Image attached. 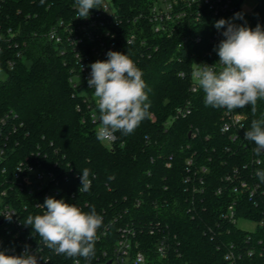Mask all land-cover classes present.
Listing matches in <instances>:
<instances>
[{"label": "trees", "instance_id": "trees-1", "mask_svg": "<svg viewBox=\"0 0 264 264\" xmlns=\"http://www.w3.org/2000/svg\"><path fill=\"white\" fill-rule=\"evenodd\" d=\"M113 1L128 16L141 7L143 0ZM71 13L72 0H45L43 5L40 0H0V68L4 72L0 77V130L7 148L5 163L12 166L29 159L55 170L61 177L58 199L83 211L95 206L103 218L120 212L136 222L166 221L180 240L185 264H226L216 240L203 231L206 224L214 223L220 205L231 197L227 190L223 195L216 191L225 185L224 176L234 168L247 178L252 173L260 182L256 194L259 208L253 210V200L245 197L239 214L258 217L264 209V182L256 173L264 171V163L256 160L264 161V153L257 157L251 141L228 138L221 128L225 109L204 105L202 90H191L189 70L193 59L201 62L218 58L214 48L224 39L225 29H216L215 23L221 18L228 20L242 13L243 19H234L233 23L264 28V0H257L249 12L241 8L221 15L204 12L202 23L182 25L173 36L160 39L161 48L137 63L151 89V118L131 135L117 132L111 144L100 143L96 126L83 120V112L77 107L81 99L69 82L68 66L58 45L45 35ZM128 25L125 22L122 29L128 31ZM184 34L200 39L190 38L178 47ZM182 70L185 76L179 74ZM186 105L190 112L178 114V109ZM235 111L246 114V132L253 119L264 116V101L257 102L255 114L250 106ZM204 166L208 169L205 172ZM84 168L90 169L91 188L79 192ZM23 199L27 201L28 197ZM138 201L140 204H136ZM26 213L43 212L30 206ZM245 234L230 225L225 238ZM56 256L62 262L72 260ZM261 261L254 256L245 263Z\"/></svg>", "mask_w": 264, "mask_h": 264}, {"label": "built area", "instance_id": "built-area-1", "mask_svg": "<svg viewBox=\"0 0 264 264\" xmlns=\"http://www.w3.org/2000/svg\"><path fill=\"white\" fill-rule=\"evenodd\" d=\"M242 1L143 0L141 7L133 15L127 16L119 11L113 0H104L107 12L92 9L89 17L83 19L78 18L75 0H72L71 16L60 19L45 35L49 41L58 45L68 66L69 82L75 95L81 99V103L77 105L78 110H82L83 120L87 119L96 126V131L100 124L99 111L94 89H90L87 83L91 72L88 66L91 63L106 60L107 52L112 50L128 54L137 65L141 59L150 57L161 48L160 39L173 36L180 26L202 23L205 21L204 12L221 15L242 9ZM125 22L129 24L128 31L122 29ZM190 38L196 41L200 39L199 36L184 34L178 47ZM127 41L131 43L127 44ZM218 60L219 57L214 61L196 62L193 59L189 70L192 91H197L192 78V72L197 65H213ZM179 74L185 76L186 72L182 70ZM189 112L188 105L177 111L183 115ZM245 119L244 112L224 110L222 131L232 141L241 139L244 142ZM4 142L0 130V214L14 215L11 221L0 215V250L21 255L28 246L30 253L37 254L39 264H73V260L62 262L56 259V254L43 245L38 234L24 224L28 216L26 211H29L30 206L43 212L44 209L38 206L44 203L46 197L59 198L62 189L61 177L55 170L38 161L26 159L12 166L7 165L5 161L8 155ZM202 170L205 172L208 169L204 166ZM250 176H243L239 168H234L232 173L224 176L226 183L216 193L223 195L227 190L231 197L220 205L214 223L206 224L203 230L216 240V247L222 252L226 264H264V209L258 217L239 214L245 197L253 200V210L259 208L256 194L260 192V182L254 179L252 173ZM24 196L28 197V202L23 199ZM127 215L114 212L109 218H103V227L99 230V239L96 241L98 250L90 261L80 258L81 264L186 263L181 257L180 240L175 232H171L166 221L149 219L136 222L131 217L125 218ZM240 219L253 221L255 226L251 230L243 229L238 226ZM230 225L246 231L245 236L226 239L225 233L229 231ZM254 256H258L261 263H245L247 258L252 259Z\"/></svg>", "mask_w": 264, "mask_h": 264}, {"label": "clouds", "instance_id": "clouds-1", "mask_svg": "<svg viewBox=\"0 0 264 264\" xmlns=\"http://www.w3.org/2000/svg\"><path fill=\"white\" fill-rule=\"evenodd\" d=\"M44 2L40 0L41 5ZM75 6L78 18L83 19L89 17L92 9L107 12L104 0H75ZM234 19H243V14L236 13L231 19L221 18L215 23L216 29H225L224 39L214 48L219 60L213 65L196 64L192 78L204 94L206 107L233 112L250 106L255 114L257 102L264 101V28L259 24L255 28L246 23L237 25ZM106 55V60L88 66L91 72L87 81L89 88L94 89L100 121L95 135L102 144L113 142L117 132L123 136L133 134L145 119L151 118L148 99L151 89L142 70L128 54L109 50ZM244 138L255 145V156L264 153V116L251 121ZM90 175V169L82 170L79 192L90 190ZM256 175L264 182V171L257 170ZM38 207L44 209L43 213L28 215L24 224L38 234L47 249L72 259L73 264H81L80 258L90 261L94 257L99 230L103 227V216L95 206L83 211L63 199L46 197ZM0 215L11 221L14 213ZM0 264H39V261L37 254L30 253L26 246L21 255L0 250Z\"/></svg>", "mask_w": 264, "mask_h": 264}, {"label": "rangeland", "instance_id": "rangeland-1", "mask_svg": "<svg viewBox=\"0 0 264 264\" xmlns=\"http://www.w3.org/2000/svg\"><path fill=\"white\" fill-rule=\"evenodd\" d=\"M256 2H257V0H243L242 4H241L242 9L245 10L246 12H249L255 7ZM3 76H4V72L0 68V77H3ZM238 226L243 228V229L251 230L255 226V222L240 219L238 221Z\"/></svg>", "mask_w": 264, "mask_h": 264}, {"label": "water", "instance_id": "water-1", "mask_svg": "<svg viewBox=\"0 0 264 264\" xmlns=\"http://www.w3.org/2000/svg\"><path fill=\"white\" fill-rule=\"evenodd\" d=\"M109 262H110V261H109ZM109 262H108V263H109Z\"/></svg>", "mask_w": 264, "mask_h": 264}]
</instances>
